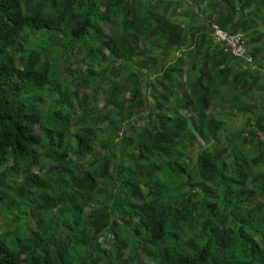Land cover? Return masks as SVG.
Instances as JSON below:
<instances>
[{
  "label": "trees",
  "instance_id": "16d2710c",
  "mask_svg": "<svg viewBox=\"0 0 264 264\" xmlns=\"http://www.w3.org/2000/svg\"><path fill=\"white\" fill-rule=\"evenodd\" d=\"M261 92L264 0H0V264H264Z\"/></svg>",
  "mask_w": 264,
  "mask_h": 264
},
{
  "label": "crops",
  "instance_id": "0c3cea01",
  "mask_svg": "<svg viewBox=\"0 0 264 264\" xmlns=\"http://www.w3.org/2000/svg\"><path fill=\"white\" fill-rule=\"evenodd\" d=\"M159 8L168 14L174 22L180 23L186 28L188 43L190 36V39L193 42L192 45H187L186 48L195 46V34L202 30L204 26L209 25L206 17H204V15L198 9L194 8L191 3L168 1L162 3ZM185 18L187 19L185 20ZM214 28L215 26L209 27V31L213 35ZM241 62L246 68H254V70L256 69L255 66L249 63L246 59H241ZM258 96L260 99L261 96H264V93H258Z\"/></svg>",
  "mask_w": 264,
  "mask_h": 264
},
{
  "label": "rangeland",
  "instance_id": "374dc122",
  "mask_svg": "<svg viewBox=\"0 0 264 264\" xmlns=\"http://www.w3.org/2000/svg\"><path fill=\"white\" fill-rule=\"evenodd\" d=\"M144 1H148V2H152V0H144ZM153 3H154V1H153ZM189 6H191V5H189ZM187 18H185V20H186ZM184 20V21H185ZM104 29H105V31H109V27L108 26H105L104 27ZM190 38H191V36H190ZM189 38V43H188V45H192V41H191V39ZM173 61V58H170V59H167L166 57H162V59H161V62H160V65H159V67L157 68V69H153V71H149V69H147V70H145L144 71V73H143V76L145 77V79L147 80H149V82H153L154 81V79L156 78V76L159 74V72H161V71H163V69H164V67H165V65H168L170 62H172ZM64 63V62H63ZM64 66H65V64H63ZM68 65H70L71 66V68L72 69H77L78 68V64H76L75 62H74V58H72L71 60H70V63L68 64ZM264 93V92H263ZM106 98L103 96V97H101L100 98V103H101V106L103 107L104 105H105V103H106V100H105ZM151 104H153L154 105V100H151ZM221 107H222V104H221V101H218L217 103H216V105H215V107H213V109H212V112H216V111H218V110H220V111H222V112H224L225 113V115H228L230 118V121H232V123H233V125H234V127H242L243 125H245V124H248L249 125V122H251V123H255V119H254V117H251V116H242V115H239V114H235V113H233L231 110H227V111H223L222 109H221ZM128 130H127V128L125 129V133L127 132ZM226 145L228 144V143H225ZM197 151L198 150H196L195 151V153H194V155H196L197 154ZM120 220V219H119ZM102 245H103V248L107 251V253L109 254V257L106 255V258H105V260L107 261H110V262H114L115 261V264H119L116 260H115V258H116V246H115V240H114V238H113V236H110L109 235V237L107 238V239H103L102 240ZM164 247H165V245H163ZM144 261L145 262H147V263H152V262H149L146 258L144 259ZM102 264V263H101Z\"/></svg>",
  "mask_w": 264,
  "mask_h": 264
},
{
  "label": "built area",
  "instance_id": "2783aa9c",
  "mask_svg": "<svg viewBox=\"0 0 264 264\" xmlns=\"http://www.w3.org/2000/svg\"><path fill=\"white\" fill-rule=\"evenodd\" d=\"M214 34L217 42L224 46L226 53L254 63V58L250 55V45L244 34H231L219 26H215Z\"/></svg>",
  "mask_w": 264,
  "mask_h": 264
}]
</instances>
